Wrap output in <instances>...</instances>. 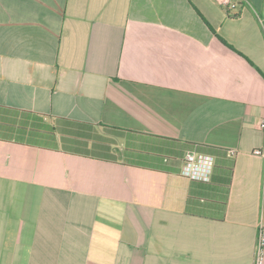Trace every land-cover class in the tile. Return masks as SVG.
I'll return each instance as SVG.
<instances>
[{"label": "crops", "instance_id": "crops-1", "mask_svg": "<svg viewBox=\"0 0 264 264\" xmlns=\"http://www.w3.org/2000/svg\"><path fill=\"white\" fill-rule=\"evenodd\" d=\"M232 2L0 0V264H254L264 0Z\"/></svg>", "mask_w": 264, "mask_h": 264}, {"label": "built area", "instance_id": "built-area-1", "mask_svg": "<svg viewBox=\"0 0 264 264\" xmlns=\"http://www.w3.org/2000/svg\"><path fill=\"white\" fill-rule=\"evenodd\" d=\"M222 5H225L231 9H236L237 4L232 0H219ZM260 129L264 131V117L260 120ZM235 152L231 151L230 155H234ZM257 155L264 156V148H258L254 150ZM214 166V158L207 154L197 153L195 151H189L185 157V164L183 167V173L192 178L197 179H209V175ZM254 264H264V225L261 224L258 229V235L255 246V261Z\"/></svg>", "mask_w": 264, "mask_h": 264}]
</instances>
